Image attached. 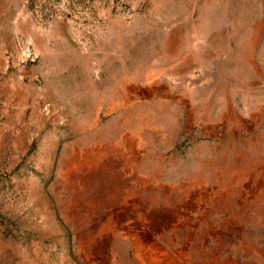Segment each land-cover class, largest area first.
I'll return each instance as SVG.
<instances>
[{"label":"rangeland","instance_id":"1","mask_svg":"<svg viewBox=\"0 0 264 264\" xmlns=\"http://www.w3.org/2000/svg\"><path fill=\"white\" fill-rule=\"evenodd\" d=\"M0 264H264V0H0Z\"/></svg>","mask_w":264,"mask_h":264}]
</instances>
